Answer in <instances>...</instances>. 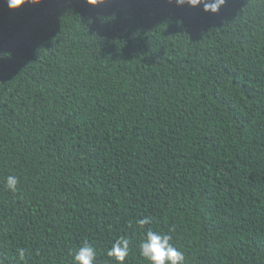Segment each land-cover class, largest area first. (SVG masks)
<instances>
[{
    "label": "trees",
    "instance_id": "1",
    "mask_svg": "<svg viewBox=\"0 0 264 264\" xmlns=\"http://www.w3.org/2000/svg\"><path fill=\"white\" fill-rule=\"evenodd\" d=\"M149 229L185 264H264V0H0V257L117 264L123 236L147 264Z\"/></svg>",
    "mask_w": 264,
    "mask_h": 264
},
{
    "label": "clouds",
    "instance_id": "2",
    "mask_svg": "<svg viewBox=\"0 0 264 264\" xmlns=\"http://www.w3.org/2000/svg\"><path fill=\"white\" fill-rule=\"evenodd\" d=\"M9 10H17L25 4H38L41 0H4ZM108 0H85L91 6L104 5ZM174 3L177 7L187 5L190 8L200 7L205 13L215 14L226 3V0H167ZM19 178L15 175H8L5 179V187L11 193L19 191ZM142 227L150 223V219L145 217L137 221ZM130 241L126 237L116 239L107 250V256L114 258L117 264H124L130 251ZM139 255L147 264H185V254L172 243L169 234L147 230L137 246ZM20 261H24L27 250L18 248L16 250ZM73 255L74 264H98V253L94 244L85 241ZM0 264H5V259L0 257Z\"/></svg>",
    "mask_w": 264,
    "mask_h": 264
},
{
    "label": "bare ground",
    "instance_id": "3",
    "mask_svg": "<svg viewBox=\"0 0 264 264\" xmlns=\"http://www.w3.org/2000/svg\"><path fill=\"white\" fill-rule=\"evenodd\" d=\"M70 241V240H69Z\"/></svg>",
    "mask_w": 264,
    "mask_h": 264
}]
</instances>
